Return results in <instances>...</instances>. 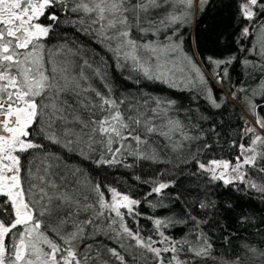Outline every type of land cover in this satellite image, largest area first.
Returning <instances> with one entry per match:
<instances>
[{"label":"snow or ice","instance_id":"obj_1","mask_svg":"<svg viewBox=\"0 0 264 264\" xmlns=\"http://www.w3.org/2000/svg\"><path fill=\"white\" fill-rule=\"evenodd\" d=\"M221 189L264 205V0H0V264H264Z\"/></svg>","mask_w":264,"mask_h":264},{"label":"trees","instance_id":"obj_2","mask_svg":"<svg viewBox=\"0 0 264 264\" xmlns=\"http://www.w3.org/2000/svg\"><path fill=\"white\" fill-rule=\"evenodd\" d=\"M219 0H213V4H218ZM229 10L226 8H214L209 6L207 12L204 15L203 20L200 22L199 27L195 23L188 29L185 33L186 36V45L193 50L196 49V38L199 37L202 42L205 41L206 33L204 29L207 28H214V27H223L226 24L230 23V19H227ZM206 48V43H205ZM205 54L207 52L205 51ZM239 69H236L234 74L238 75ZM155 91H160L159 88L155 89ZM164 91H167L166 89ZM175 96H179L182 102L187 105L189 103L188 97L186 95H181L179 93H175ZM231 113H227L230 115ZM219 192H224V190H218ZM221 200L231 199L232 203L236 206V210L232 213L228 214L227 220L221 219L224 215L223 212L217 216V219L220 220L221 224L225 222L229 225L228 230L231 231L236 229L243 233V230L239 228V225L236 222V217H238L243 210L244 212H251L256 214L257 216L264 215L262 209H264V205H261L257 199L249 198L245 196L243 193H235V192H224V194L220 197ZM215 232V229L213 230ZM223 231V229H221ZM216 235H219V232H215ZM219 243V241H218Z\"/></svg>","mask_w":264,"mask_h":264}]
</instances>
